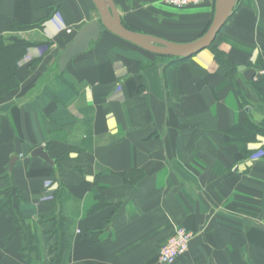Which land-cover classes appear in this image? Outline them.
Returning a JSON list of instances; mask_svg holds the SVG:
<instances>
[{"label": "crops", "instance_id": "crops-1", "mask_svg": "<svg viewBox=\"0 0 264 264\" xmlns=\"http://www.w3.org/2000/svg\"><path fill=\"white\" fill-rule=\"evenodd\" d=\"M114 3L127 28L186 43L207 31L216 0ZM99 19L93 0H0V74L13 79L0 91V201L21 198L39 236L35 264H52L53 218L64 207L73 219L68 264H161L177 227L193 236L172 264H264V157L252 160L264 136L245 143L231 134L246 111L264 118V101L245 93L261 77L238 70L264 75V0H237L214 41L236 66L232 77L209 48L157 58L105 29L60 71L64 49ZM60 79L74 88L69 103ZM61 106L76 122L55 130ZM40 146L55 166L31 156ZM0 264H30L6 210Z\"/></svg>", "mask_w": 264, "mask_h": 264}, {"label": "water", "instance_id": "water-1", "mask_svg": "<svg viewBox=\"0 0 264 264\" xmlns=\"http://www.w3.org/2000/svg\"><path fill=\"white\" fill-rule=\"evenodd\" d=\"M93 2L100 14V19L83 25L74 40L64 49L59 62L62 72L76 56L83 54L93 42L100 39L104 29L150 53L175 58L191 57L214 43L217 35L232 15L237 0H216L213 20L207 31L198 39L186 43L169 41L127 28L122 23L114 0H93ZM238 70L243 71L248 80H252L255 76L258 78L262 76L257 74L256 69L247 66H239ZM31 156L38 157L49 165L55 166V160L44 146L36 147L31 152ZM16 159L17 157L12 159L10 166H13Z\"/></svg>", "mask_w": 264, "mask_h": 264}, {"label": "trees", "instance_id": "trees-1", "mask_svg": "<svg viewBox=\"0 0 264 264\" xmlns=\"http://www.w3.org/2000/svg\"><path fill=\"white\" fill-rule=\"evenodd\" d=\"M17 48V47H15ZM209 49L214 53L216 61L226 70L227 75L232 77L230 71L231 69L236 70V66L233 65L230 60L227 58L226 54L214 46V43L209 47ZM16 50V49H15ZM155 55L157 58H163V55ZM175 58V57H174ZM183 59V58H178ZM255 66L261 67L262 64L256 62ZM264 68V66H262ZM13 83V79L10 76H3L0 74V91L6 89L9 85ZM241 85V84H240ZM59 89L58 96L62 99L64 103H69L75 96V91L73 86L68 80L60 79L59 81ZM252 88L255 90L250 91L246 90V94L249 96L259 95L260 101H264V75L256 82V84H251ZM255 87V88H254ZM242 88L240 86V92ZM66 92V93H65ZM46 97L50 98L51 95L46 92ZM246 113V120L234 127L231 131V134L234 138L247 142H255L258 140L259 136H264V118L260 120H255L249 111ZM54 122L52 123V128L58 130L59 128H70L75 124V119L65 107L61 106L58 111L54 113ZM264 149V147H263ZM57 197L61 196L63 192H65V188L60 186L57 191ZM11 197V196H10ZM3 199L0 201V211L6 210L12 219L14 224V234L21 233L22 235V251L26 254V258L30 264H35L36 259V251L38 252V232L35 230L34 224L26 220L20 211L21 198L17 196V200L15 203L11 200V198ZM53 221L58 227L54 229L55 233H59L58 240L53 248L56 252V256L52 261V264H68V255L70 251V247L73 241V232L72 225L73 219L70 216V212L67 208L64 207L62 212L60 213V217L53 218Z\"/></svg>", "mask_w": 264, "mask_h": 264}, {"label": "built area", "instance_id": "built-area-1", "mask_svg": "<svg viewBox=\"0 0 264 264\" xmlns=\"http://www.w3.org/2000/svg\"><path fill=\"white\" fill-rule=\"evenodd\" d=\"M204 0H164L169 5L177 8H185L191 5H197ZM264 71H262V74ZM264 157V149L256 151L252 156V160H257ZM192 233L184 227H177L174 232L161 245L159 250V261L161 264H172L180 256L184 255L189 250Z\"/></svg>", "mask_w": 264, "mask_h": 264}, {"label": "rangeland", "instance_id": "rangeland-1", "mask_svg": "<svg viewBox=\"0 0 264 264\" xmlns=\"http://www.w3.org/2000/svg\"><path fill=\"white\" fill-rule=\"evenodd\" d=\"M56 226L58 227V225H56ZM57 227H56V228H57Z\"/></svg>", "mask_w": 264, "mask_h": 264}]
</instances>
